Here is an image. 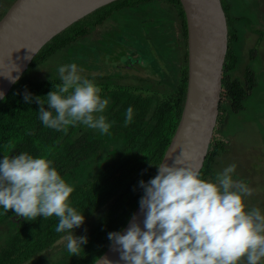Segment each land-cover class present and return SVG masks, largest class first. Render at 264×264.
Here are the masks:
<instances>
[{
    "label": "trees",
    "instance_id": "1",
    "mask_svg": "<svg viewBox=\"0 0 264 264\" xmlns=\"http://www.w3.org/2000/svg\"><path fill=\"white\" fill-rule=\"evenodd\" d=\"M14 1L0 8V19ZM222 3L227 15L229 0ZM227 20L218 133L230 113L244 109L253 80L249 67L244 82L234 76L237 33L228 16ZM100 27L105 31L95 40L98 46L116 44L112 53L126 48L124 37L137 49L139 43L154 48L165 64L163 77L153 84L129 70L51 75L72 59L73 49L94 42L91 37ZM145 55L140 51L138 57L131 55L127 67ZM147 55L151 59L153 52ZM44 66H49L50 75L30 76V69ZM188 74V25L181 0H116L43 46L0 101V228L7 227L2 231L0 264L30 259L97 212V223L83 246L72 255L68 252L63 264H94L101 257L139 206L172 141L184 108ZM218 137L212 138L176 221L146 264H171L187 233L189 211L207 190L209 178H216L218 158L226 149Z\"/></svg>",
    "mask_w": 264,
    "mask_h": 264
},
{
    "label": "rangeland",
    "instance_id": "2",
    "mask_svg": "<svg viewBox=\"0 0 264 264\" xmlns=\"http://www.w3.org/2000/svg\"><path fill=\"white\" fill-rule=\"evenodd\" d=\"M8 1L0 0V8ZM229 3V25L237 33L233 50L238 69L234 76L244 82L249 67L251 90L244 99V109L228 115L221 133L214 131L213 137L222 138L226 149L218 158L216 178H209L207 190L188 213V230L171 264H264V0H229ZM104 31L105 28L96 29L92 41ZM125 39L126 48L114 53L116 44L98 46V40L84 42L87 45L73 49L72 59L51 75H98L129 70L155 84L165 69L156 50L144 48L143 41L136 45L137 49ZM139 51L146 54L145 59L133 62L129 69L126 60L131 55L138 57ZM147 51L153 52L151 59ZM30 73L32 78L48 76L49 66L33 67ZM97 214L19 264H63L68 252L72 255L83 246L86 234L97 223ZM4 229L7 227L0 228V243Z\"/></svg>",
    "mask_w": 264,
    "mask_h": 264
},
{
    "label": "water",
    "instance_id": "3",
    "mask_svg": "<svg viewBox=\"0 0 264 264\" xmlns=\"http://www.w3.org/2000/svg\"><path fill=\"white\" fill-rule=\"evenodd\" d=\"M116 0H15L0 19V101L54 36ZM188 25V86L172 141L139 206L94 264H146L176 221L209 152L228 50L222 0H181Z\"/></svg>",
    "mask_w": 264,
    "mask_h": 264
}]
</instances>
